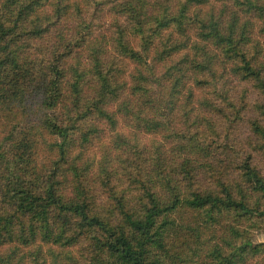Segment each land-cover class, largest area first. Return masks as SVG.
<instances>
[{"label":"trees","instance_id":"1","mask_svg":"<svg viewBox=\"0 0 264 264\" xmlns=\"http://www.w3.org/2000/svg\"><path fill=\"white\" fill-rule=\"evenodd\" d=\"M254 233L264 0H0V264H264Z\"/></svg>","mask_w":264,"mask_h":264},{"label":"rangeland","instance_id":"2","mask_svg":"<svg viewBox=\"0 0 264 264\" xmlns=\"http://www.w3.org/2000/svg\"><path fill=\"white\" fill-rule=\"evenodd\" d=\"M252 97V96H251ZM241 130L237 129L236 133L238 134ZM148 137L145 135H141L142 140H146ZM254 239L257 241H264V233H254Z\"/></svg>","mask_w":264,"mask_h":264}]
</instances>
